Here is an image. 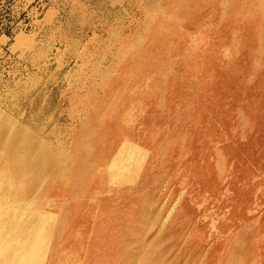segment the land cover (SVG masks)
Returning a JSON list of instances; mask_svg holds the SVG:
<instances>
[{"label":"rangeland","instance_id":"1","mask_svg":"<svg viewBox=\"0 0 264 264\" xmlns=\"http://www.w3.org/2000/svg\"><path fill=\"white\" fill-rule=\"evenodd\" d=\"M8 215L0 264H264V0H0Z\"/></svg>","mask_w":264,"mask_h":264},{"label":"bare ground","instance_id":"2","mask_svg":"<svg viewBox=\"0 0 264 264\" xmlns=\"http://www.w3.org/2000/svg\"><path fill=\"white\" fill-rule=\"evenodd\" d=\"M81 124V123H80ZM34 140V139H33ZM18 142V141H17ZM18 146V145H17ZM30 146V145H29ZM33 148V147H32ZM31 158V157H30ZM28 160V159H27ZM11 205V204H10ZM13 206V205H12ZM15 206V205H14ZM13 206V207H14ZM19 206V205H18ZM6 207H8V206H6ZM4 209V208H3ZM6 209V208H5ZM24 210V209H23ZM5 211V210H4ZM9 212H13V214H18L17 213V209H13V210H11V209H7V211H5V214H8ZM4 213V212H3ZM12 214V215H13ZM20 214V213H19ZM14 216V215H13ZM19 216V215H18ZM11 216H7L6 218L4 217V218H2V219H0V249L1 248H3V247H5L4 245L5 244H9V245H12V243H13V236H14V234H13V232H16V230H15V228L16 227H19L18 225V221H17V219L15 220H13V223H12V226H10L9 225V222H10V220H11ZM9 227H11L12 229H13V231H12V229H10ZM17 239H19V238H17ZM25 239V238H24ZM12 240V241H11ZM22 240H23V238H22ZM28 244V243H27ZM30 245V244H29ZM28 248V247H27ZM20 251V250H19ZM7 253V252H6ZM17 253H19V252H17ZM16 253V254H17ZM140 254V253H139ZM20 255V254H19ZM22 256V255H21ZM19 262V261H18ZM135 262V261H134ZM143 262V261H142ZM7 264V263H6Z\"/></svg>","mask_w":264,"mask_h":264}]
</instances>
